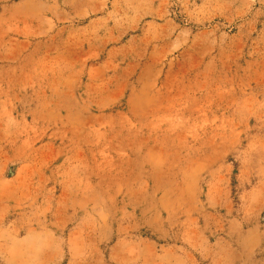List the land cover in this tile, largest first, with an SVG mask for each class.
<instances>
[{
	"label": "rangeland",
	"instance_id": "1",
	"mask_svg": "<svg viewBox=\"0 0 264 264\" xmlns=\"http://www.w3.org/2000/svg\"><path fill=\"white\" fill-rule=\"evenodd\" d=\"M0 264H264V0H0Z\"/></svg>",
	"mask_w": 264,
	"mask_h": 264
}]
</instances>
